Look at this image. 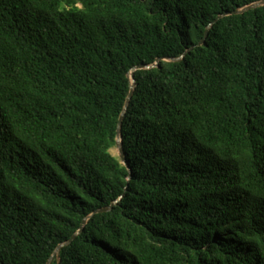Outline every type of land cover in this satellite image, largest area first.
Here are the masks:
<instances>
[{
    "label": "trees",
    "instance_id": "1",
    "mask_svg": "<svg viewBox=\"0 0 264 264\" xmlns=\"http://www.w3.org/2000/svg\"><path fill=\"white\" fill-rule=\"evenodd\" d=\"M260 1L0 0V264H264Z\"/></svg>",
    "mask_w": 264,
    "mask_h": 264
},
{
    "label": "water",
    "instance_id": "2",
    "mask_svg": "<svg viewBox=\"0 0 264 264\" xmlns=\"http://www.w3.org/2000/svg\"><path fill=\"white\" fill-rule=\"evenodd\" d=\"M261 7H264V1H260V2L253 3L251 5H248L246 7H243L241 9H237L234 12H231V13L228 12V13L220 16L218 19L223 18V17H226V16H231V15H242V14H244L246 12H249L251 10H255V9H258V8H261ZM209 29H210V27L208 28V30L206 32L205 38L200 42V46L204 45L205 40L208 37ZM160 61H161V59H159L157 61L156 65H154V66H139V67L133 69L132 73L129 75V77L131 79V82H132L131 83V91H130L129 97H128L127 101H126L125 109H124V111H123V113H122V115L120 117L119 126H118V134H117V138H116V147H117L118 153H119L118 157H119L121 163L124 164V165H126V166L128 164L126 162L125 154H124V151H123V145H122L123 135H122V132L121 131H122V124H123V121H124V118H125L126 111L128 109V106L130 104V101H131V99L133 97L134 90H135L134 72L137 71V70H147V69H151V68L157 67ZM171 61H175V60H171ZM109 210L110 209H106V210L104 209V210H101V211H96L94 214L101 213V212H107ZM89 219H90V217H88L87 219L84 220L81 229L75 235H73V237L66 244L60 245L57 248L54 256L56 255L57 260H58V264H60V257H59V251H60V249L62 247H64V246H67V245L71 244L76 239V237L82 233V231H83V229H84V227L87 224V222H88ZM54 256H52L50 258L48 264H51L52 263Z\"/></svg>",
    "mask_w": 264,
    "mask_h": 264
},
{
    "label": "rangeland",
    "instance_id": "3",
    "mask_svg": "<svg viewBox=\"0 0 264 264\" xmlns=\"http://www.w3.org/2000/svg\"><path fill=\"white\" fill-rule=\"evenodd\" d=\"M111 153L114 157H118L119 153H118V149L115 146L114 148L111 149Z\"/></svg>",
    "mask_w": 264,
    "mask_h": 264
}]
</instances>
